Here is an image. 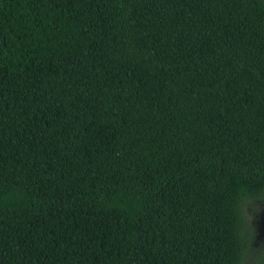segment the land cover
Masks as SVG:
<instances>
[{"label": "trees", "instance_id": "obj_1", "mask_svg": "<svg viewBox=\"0 0 264 264\" xmlns=\"http://www.w3.org/2000/svg\"><path fill=\"white\" fill-rule=\"evenodd\" d=\"M251 201L264 0H0V264H264Z\"/></svg>", "mask_w": 264, "mask_h": 264}, {"label": "rangeland", "instance_id": "obj_2", "mask_svg": "<svg viewBox=\"0 0 264 264\" xmlns=\"http://www.w3.org/2000/svg\"><path fill=\"white\" fill-rule=\"evenodd\" d=\"M245 215L248 222L255 226L254 228L255 237L252 239V248L254 253V259H258L261 253H264V204L257 202H249L245 208ZM253 260V259H250Z\"/></svg>", "mask_w": 264, "mask_h": 264}]
</instances>
